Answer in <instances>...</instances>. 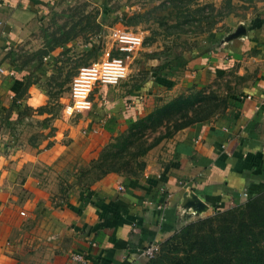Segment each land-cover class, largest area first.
<instances>
[{
    "label": "crops",
    "instance_id": "0c3cea01",
    "mask_svg": "<svg viewBox=\"0 0 264 264\" xmlns=\"http://www.w3.org/2000/svg\"><path fill=\"white\" fill-rule=\"evenodd\" d=\"M26 1L0 0V46L39 28L49 0ZM224 24L207 48L175 58L164 70L185 86L230 70L246 75V83L230 94L224 112L151 148L140 175L109 172L90 191L65 198L57 190L58 179L93 158L91 128L104 131L107 122H125L143 110L142 85L97 86L92 119L69 117L70 97L51 108L34 82L9 105V124L0 126V264H77L74 251L85 252L90 264H143L140 249L171 237L188 202L219 210L242 201L249 189L264 188V0ZM3 69L0 77L12 84L30 78L15 67ZM181 82L168 92L178 93Z\"/></svg>",
    "mask_w": 264,
    "mask_h": 264
},
{
    "label": "rangeland",
    "instance_id": "374dc122",
    "mask_svg": "<svg viewBox=\"0 0 264 264\" xmlns=\"http://www.w3.org/2000/svg\"><path fill=\"white\" fill-rule=\"evenodd\" d=\"M259 1L261 0L251 3L233 0V12L228 16H246L248 10L257 6ZM225 2L226 0H183L182 3L177 0H49L48 9L43 10L45 17L39 18V28L36 31L28 37L0 46V74H5L3 68L6 67H15L18 71L30 74V78L26 77L19 85L12 84L7 77L1 75L0 109L6 108L7 112L1 114L0 126L9 124V105L18 102L33 82L35 86L45 90L51 108L62 107L63 101H69L70 85L78 70L101 60L107 50H112L116 56H125L129 64L128 75L123 81L144 87V91L140 92V108L143 110L125 122L119 119L107 122L104 131L91 128L93 158L77 165L74 174L58 179L57 190L61 191L63 198L64 194L72 192H88L112 167L118 168L117 172L126 176L140 175L144 169H141V162L148 153L147 151L139 156L142 147L149 146L159 137L161 139L157 144L173 138L184 128L181 125L195 120L190 123L192 125L198 122L196 119L205 118V121L224 112L230 94L238 91L247 81L246 75L230 70L209 82L185 86L181 82L183 78L174 79L172 74L164 70L171 66L175 58L207 48L211 39L223 32L224 20L228 16L222 19L217 16V10L201 8L202 5L211 4L220 9ZM180 5L182 8L178 7ZM197 8L200 12L195 13L197 20L187 22L188 13ZM180 11L186 17L179 18ZM212 13L214 17L208 18ZM114 28H128L139 32L144 37L143 47L128 55L118 51L111 39ZM168 77L171 80H166ZM180 82L182 93L168 92V89ZM120 84L121 82L118 85ZM12 88H17L14 97L8 94ZM91 112H83L81 116L92 119ZM150 113L154 117H148ZM106 131L108 134L101 137ZM255 193L262 206L247 211V221L264 215V188L254 190L253 196ZM249 197L245 193L242 201L231 203L221 211L217 208L206 210L204 206L188 202L183 210L185 221L175 232L178 236L174 240L166 239L160 243L156 256L147 258L143 264H206L213 262V257L205 259L204 253L211 252L210 255L213 256L219 247L222 252H231L228 246L232 243L216 240L212 233L219 237L221 225L226 220L232 219L236 223L242 221V215L239 214L246 209ZM235 215L239 217L235 218ZM190 223L193 227H188ZM259 229H255L254 236L248 234L250 241L254 242L251 245L253 251L260 247L261 237L254 240ZM224 256L227 255H223L222 259ZM160 259L161 263L158 262Z\"/></svg>",
    "mask_w": 264,
    "mask_h": 264
},
{
    "label": "built area",
    "instance_id": "2783aa9c",
    "mask_svg": "<svg viewBox=\"0 0 264 264\" xmlns=\"http://www.w3.org/2000/svg\"><path fill=\"white\" fill-rule=\"evenodd\" d=\"M111 39L116 44L118 51L133 53L144 45V37L132 29L114 28ZM129 64L125 56L114 55L112 50H107L104 57L96 62L81 67L74 76L70 85V102L65 113L69 117L77 113L88 112L93 109L92 93L97 86H116L128 75ZM247 195V194H246ZM160 245L151 242L140 250L141 255L147 258L156 256ZM71 257L77 264H90V257L83 251H74Z\"/></svg>",
    "mask_w": 264,
    "mask_h": 264
},
{
    "label": "trees",
    "instance_id": "16d2710c",
    "mask_svg": "<svg viewBox=\"0 0 264 264\" xmlns=\"http://www.w3.org/2000/svg\"><path fill=\"white\" fill-rule=\"evenodd\" d=\"M179 3H182L183 0H177ZM192 2H194V0H190ZM198 1V0H196ZM239 1H244V2H251L254 0H239ZM203 7L201 9H211V11H216L217 10V16L221 17L222 19H224L225 17H227L229 14H231L233 12V0H226L224 6H222L220 9H217L214 5L211 4H206V5H202ZM179 8H182V5L178 6ZM194 12H189L187 17L181 15V11L180 14L178 15L179 18H181V16L186 17L187 22H194L196 19L195 17V13L199 12V9H195L193 10ZM194 13V14H193ZM214 14L212 13L211 15L208 16V18H213ZM215 23V22H214ZM211 24V22H210ZM213 24V23H212ZM161 110V109H159ZM148 117H154L153 113H150L148 115ZM205 118H200V119H196V121H200V120H204ZM195 121V120H194ZM191 121V122H194ZM190 122V121H189ZM190 122V123H191ZM190 123H187L185 125H181L182 127L187 126L188 124L190 125ZM161 137L157 138L153 143H151L149 146L147 147H142L141 149V153L139 156H143L145 153H147V151H149L153 146H155L157 143H159ZM130 161L127 163L129 164ZM141 169L144 168L145 166V161L141 162ZM118 168L112 167L110 168L109 172H117ZM248 195H250V197L248 198L245 206L246 209L244 211H242L240 215H242V221L236 223L235 221H233L231 219V221L226 220V223L222 224V230L221 233L219 234V237L216 235V233H212V237L216 240L219 241H224L227 240L229 242L232 243V245H229L228 247L231 248V252H222L219 250V248L217 249L218 251L211 256L210 253L211 252H207L204 253V258L207 259L209 257H213L212 260L213 262L209 263L207 262L206 264H217L216 262H219V264H264V215L261 214L260 217H258L256 220H245L246 217L248 216L247 211L251 210L256 207V208H261L262 203L259 204V202H261V200L259 199V197H256V193H255V197L253 196L254 192L251 191L250 189L248 190ZM259 196V195H258ZM220 211L222 209H219ZM262 210H264V203H263V207ZM238 215H235L234 217L237 218L239 217ZM193 224L190 223L188 225V227H193ZM258 233L257 236L254 237V240L256 241L259 237H261L260 239V247L258 249H256V251L252 250V246L253 243L251 240V237L248 236V234L254 236L255 233V229H258ZM174 235V236H173ZM172 237H169L168 240H174L175 237H177V233L173 234ZM257 238V239H256ZM167 240V241H168ZM263 241V242H261ZM218 244H223L222 242H218ZM252 245V246H251ZM227 248V247H225ZM227 255L224 256V259H222L223 255ZM154 258V257H153ZM211 260V259H210ZM223 260V261H222ZM162 259H160L161 263Z\"/></svg>",
    "mask_w": 264,
    "mask_h": 264
}]
</instances>
